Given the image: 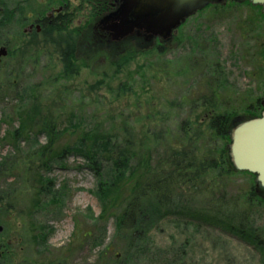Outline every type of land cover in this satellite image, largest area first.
<instances>
[{
	"label": "rangeland",
	"instance_id": "rangeland-1",
	"mask_svg": "<svg viewBox=\"0 0 264 264\" xmlns=\"http://www.w3.org/2000/svg\"><path fill=\"white\" fill-rule=\"evenodd\" d=\"M64 34L59 33L56 41L60 43ZM86 35L75 38L80 49L78 71L70 77L64 76L60 47L53 43L32 57L20 83L4 82L0 75V166L15 159L22 169L26 166L22 157L31 146L48 142L38 128L29 132L30 146L26 139L17 144L11 138L20 127L19 107L29 105L33 97L42 100L64 130L73 115V126L79 122L84 129L101 123L117 129L128 126L137 137L160 132L177 135L185 120L200 122L205 118L200 109L204 97H217L219 111L238 112L239 122L248 119L250 106L264 102V17L256 6L235 0L213 3L187 20L162 54L160 43L153 46L139 39L136 45L122 44L117 55L110 48L93 47V36ZM72 140L63 136L57 147ZM153 147L148 157L154 167L160 153ZM64 158L42 172L60 193L57 205L52 195L37 197L40 185L23 181L18 170H3L0 176V201L7 203L9 224L24 240L26 259L39 264H264L257 246L192 216H172L151 224L150 244L128 250L116 218H101L93 172L75 155ZM227 183L232 197L248 192L255 179L240 174ZM37 199L42 209H33ZM190 207L192 212L202 211L206 204L196 200ZM254 207L252 228H264V204ZM43 227L45 246L36 240ZM98 236L103 244L95 246L93 239Z\"/></svg>",
	"mask_w": 264,
	"mask_h": 264
},
{
	"label": "trees",
	"instance_id": "trees-1",
	"mask_svg": "<svg viewBox=\"0 0 264 264\" xmlns=\"http://www.w3.org/2000/svg\"><path fill=\"white\" fill-rule=\"evenodd\" d=\"M66 43L60 55L63 74L70 77L78 71L77 42L73 37ZM158 46L160 54L166 51L163 45ZM212 93L216 94V89ZM216 98L204 97L200 109L205 118L200 122L185 120L177 135L160 132L137 137L126 125L117 129L113 124L108 127V123H101L84 129V123L79 122L73 126L76 120L73 115L69 119L70 126L64 130L62 124L59 128L55 115L42 106V100L33 97L29 105L19 107L20 127L11 133V138L17 144L26 139L30 146L33 141L29 132L38 128L48 142L31 146L22 157L26 165L22 169L14 163L15 159L3 163L0 176L3 170H18L23 181L40 185L35 193L37 197L52 195L51 200L57 205L60 193L54 190L51 180L44 179L43 173L63 162L65 155H75L86 162L95 176L101 218H116L119 236L126 240L128 250H139L150 244L147 239L151 224L172 216H192V220L220 227L257 246L264 255V228L254 229L251 222L256 203L264 204V189L258 186L256 176L239 172L234 167L230 155L231 133L240 124V117L238 112L221 113ZM257 103L256 108L250 106L248 109V119L258 118L264 111V102ZM67 135L73 140L57 147ZM152 146L160 153L154 167L148 157ZM240 174L250 175L255 183L248 192L230 197L228 179ZM196 200H202L206 208L192 212L190 205ZM38 202V199L33 201V209H42ZM41 230L36 240L45 246V228ZM96 238L94 245H102L100 236Z\"/></svg>",
	"mask_w": 264,
	"mask_h": 264
},
{
	"label": "flooded vegetation",
	"instance_id": "flooded-vegetation-1",
	"mask_svg": "<svg viewBox=\"0 0 264 264\" xmlns=\"http://www.w3.org/2000/svg\"><path fill=\"white\" fill-rule=\"evenodd\" d=\"M120 0H0V75L2 81L13 79L14 84L21 82L26 65L43 48L53 44L66 47V41L82 35L93 36V47H102L115 51L122 50V44H138L141 37L130 36L124 40H112L109 32L99 26L100 21L116 11ZM94 20L90 25L89 18ZM193 17L188 18L187 20ZM186 20V22H187ZM77 22L76 27L73 26ZM167 41L153 39L149 44L169 45L175 40L178 30ZM59 33L65 38L56 41ZM80 49L77 45L76 56ZM62 61V57L59 56ZM2 83V82H1ZM9 208L2 199L0 205V264H39L26 259L23 238L19 230L9 224Z\"/></svg>",
	"mask_w": 264,
	"mask_h": 264
},
{
	"label": "water",
	"instance_id": "water-1",
	"mask_svg": "<svg viewBox=\"0 0 264 264\" xmlns=\"http://www.w3.org/2000/svg\"><path fill=\"white\" fill-rule=\"evenodd\" d=\"M224 0H120L115 12L103 18L99 26L110 33L112 40L130 36L169 40L185 21L213 3ZM262 8L264 0H235ZM231 160L239 172L256 176L264 189V111L258 118L241 121L231 133Z\"/></svg>",
	"mask_w": 264,
	"mask_h": 264
}]
</instances>
